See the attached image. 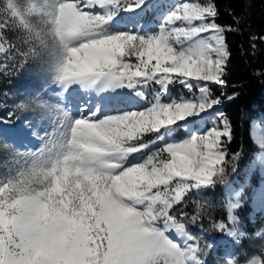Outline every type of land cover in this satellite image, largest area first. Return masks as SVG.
<instances>
[{"label":"snow or ice","instance_id":"snow-or-ice-1","mask_svg":"<svg viewBox=\"0 0 264 264\" xmlns=\"http://www.w3.org/2000/svg\"><path fill=\"white\" fill-rule=\"evenodd\" d=\"M149 8V0H0V75L35 63L55 90L54 99L26 93L14 106L48 125L41 134L25 121L38 148L0 144V264H206L214 247L216 264H264V244L258 254L236 250L247 235L235 214L243 190L229 192L226 220L212 222L230 238L223 243L202 247L189 230L205 204L191 216L180 207L223 182L242 154L228 159L234 134L222 112L205 130L192 127L222 103L226 33L238 29L216 22L214 0L175 3L155 23L143 19ZM176 84L193 95L165 99ZM129 93L143 104H128ZM85 96L71 106L69 97ZM180 129L188 134L177 140ZM249 136L253 164L264 168L258 121ZM256 196L264 205V189Z\"/></svg>","mask_w":264,"mask_h":264},{"label":"rangeland","instance_id":"rangeland-1","mask_svg":"<svg viewBox=\"0 0 264 264\" xmlns=\"http://www.w3.org/2000/svg\"><path fill=\"white\" fill-rule=\"evenodd\" d=\"M23 2V0H21ZM184 2V0H149L150 8L144 14V21L148 23H155L159 20L160 16L166 12L171 5L175 3ZM203 2V0H201ZM10 38L13 37L12 33H9ZM11 64V61H8ZM4 69H0V72H4ZM14 77L5 78L4 80L9 82L4 84L3 81H0V120H10V123H0V144L7 143L9 146L14 147L19 151H27L34 150L39 147L40 140L35 136H32L25 129V121H28L34 130L40 132L42 134L43 128H46L48 125L46 123L42 124L39 119V114L34 112H17L15 109V104L20 102L26 93H36L40 92L42 95H47L48 97L55 98V90L52 85L48 83L44 74L41 71V68L38 64L29 63L25 65L23 68H19L12 72ZM155 90V86H153L152 91ZM192 93H189L188 90L182 87L179 84L170 86V91L165 99H179L181 97H190ZM69 101L72 107L76 105L84 104L88 101V97L85 96L84 99H79L78 97H69ZM128 104H137V98L132 96L130 93L127 97ZM91 103H95V99L91 101ZM143 104V101H139L137 106ZM219 106H216L214 110H212L211 116L206 117L208 121L205 125L192 126L197 130L203 131L206 127L211 126V119L216 117V113L221 112ZM14 112L15 115L13 117H9L8 113ZM203 115V114H202ZM193 119V118H189ZM198 119V118H195ZM256 120L260 123V126L264 128V118L260 116H256L252 119ZM251 121V122H252ZM191 130V128L189 129ZM188 134V130L180 129L176 133V139L179 140L185 137ZM146 138V141L147 142ZM147 154V153H145ZM254 154L250 159L249 164L246 168V173L241 180V182L234 183L233 177L230 179L225 176L222 186L221 195L220 191L215 190L213 196L210 195V191L206 190L203 193L190 196L187 200L186 205L180 206L183 211H185L189 216L193 215L195 212V206L197 202L205 204V215L200 222L196 224H189V230L193 234H197L201 237L200 243L202 247H205V242L212 243L214 239L221 241L230 240V238L223 236L212 230V222L218 221L221 219L226 220V210L224 204L226 202V197L231 191H240L243 190V195L241 197V206L249 207L251 210L264 208V205H261L258 200L256 193L261 189H264V168L256 163L253 164ZM7 159V153L0 151V163ZM239 208L236 210L235 214L241 222ZM246 214L249 215L250 212L246 211ZM264 226H261L254 230L252 234H247V243H253L252 247L260 249V246L264 244V237L256 236L255 233ZM236 250L245 251L242 244L237 246ZM208 251V255L203 257L206 261V264H216L217 259V250L216 248H212ZM249 254H258L257 251L249 253ZM243 259V257H241Z\"/></svg>","mask_w":264,"mask_h":264},{"label":"trees","instance_id":"trees-1","mask_svg":"<svg viewBox=\"0 0 264 264\" xmlns=\"http://www.w3.org/2000/svg\"><path fill=\"white\" fill-rule=\"evenodd\" d=\"M218 17L216 22L222 26L237 28V31L226 33V42L230 51V61L227 68V86L223 89L222 103L219 105L224 116L233 127L234 139L228 145L229 157L237 151H241L239 160L229 164L226 176L233 182L241 181L245 176L247 165L252 158L255 149L249 136L251 120L259 113L264 115V0H214ZM239 18V23L234 21ZM252 37H256L255 40ZM255 44V48L252 45ZM2 73V72H0ZM11 75H0V81ZM4 84L9 82L3 81ZM213 94L220 96L221 89L213 85ZM235 98L229 100V96ZM222 183L218 182L214 189H208L213 196L215 190L222 192ZM241 229L246 234H252L257 228L264 226V213L259 209L251 210L242 205L239 208ZM246 211L250 212L249 215ZM200 222V221H198ZM241 244L246 252H259L253 248V243H247V238L241 239Z\"/></svg>","mask_w":264,"mask_h":264}]
</instances>
